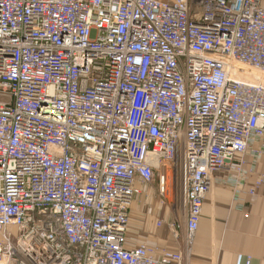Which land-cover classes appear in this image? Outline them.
<instances>
[{
  "label": "built area",
  "instance_id": "built-area-1",
  "mask_svg": "<svg viewBox=\"0 0 264 264\" xmlns=\"http://www.w3.org/2000/svg\"><path fill=\"white\" fill-rule=\"evenodd\" d=\"M257 143L264 0H0V264L31 237L45 262L183 264L127 246L132 206L154 187L191 248Z\"/></svg>",
  "mask_w": 264,
  "mask_h": 264
},
{
  "label": "crops",
  "instance_id": "crops-1",
  "mask_svg": "<svg viewBox=\"0 0 264 264\" xmlns=\"http://www.w3.org/2000/svg\"><path fill=\"white\" fill-rule=\"evenodd\" d=\"M253 150L264 151V144L257 143L236 157L244 163L243 174L235 170L215 174L191 248L187 243V218H181L176 238L169 226L176 215L169 204L161 203L154 187H146L132 206L127 246L146 243L181 252L183 264H247L248 259L249 264H264V181L256 186L264 176V157L257 159ZM8 230L16 234V228Z\"/></svg>",
  "mask_w": 264,
  "mask_h": 264
},
{
  "label": "rangeland",
  "instance_id": "rangeland-1",
  "mask_svg": "<svg viewBox=\"0 0 264 264\" xmlns=\"http://www.w3.org/2000/svg\"><path fill=\"white\" fill-rule=\"evenodd\" d=\"M14 242L16 243V240H14ZM36 242H37V239L35 240L33 239V237H31V239H27L26 247L21 246V249H19L21 256L23 255L29 264H54V263L59 264V262H61V259H59V257L53 258L51 257L52 255L49 256V258H51V259H48L49 262H45L44 261L45 257H43V255L41 256V254L39 253V250H41L43 246L49 250L50 248L44 242H41V243L38 242V244ZM31 248H34L35 250H32L31 252Z\"/></svg>",
  "mask_w": 264,
  "mask_h": 264
},
{
  "label": "bare ground",
  "instance_id": "bare-ground-1",
  "mask_svg": "<svg viewBox=\"0 0 264 264\" xmlns=\"http://www.w3.org/2000/svg\"><path fill=\"white\" fill-rule=\"evenodd\" d=\"M170 188V187H169ZM31 252H32V248H31ZM46 254V252L45 253H43V255H45ZM33 255V254H32ZM49 258V257H48ZM46 259H47V254H46Z\"/></svg>",
  "mask_w": 264,
  "mask_h": 264
}]
</instances>
